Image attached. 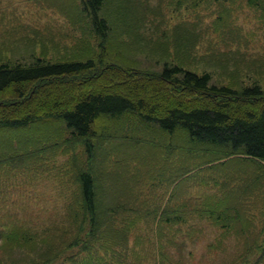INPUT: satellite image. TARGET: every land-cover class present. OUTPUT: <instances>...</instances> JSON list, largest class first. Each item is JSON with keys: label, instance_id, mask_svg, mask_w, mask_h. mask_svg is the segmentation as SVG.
<instances>
[{"label": "rangeland", "instance_id": "rangeland-1", "mask_svg": "<svg viewBox=\"0 0 264 264\" xmlns=\"http://www.w3.org/2000/svg\"><path fill=\"white\" fill-rule=\"evenodd\" d=\"M140 2L145 13L137 41L159 50L139 48L123 34L116 37L123 43L121 54L111 60L147 73L146 79L153 81L165 49L170 51L167 61L178 60L175 34L183 28L197 35L188 47L185 68L201 72L209 68L204 57H211L214 80L249 85L255 77L264 87V0ZM79 7L78 0H0V64H27L37 56L50 61L92 57L96 68L101 67L105 61L99 60L107 52L82 20ZM109 45L107 50L113 51ZM218 64L230 70H220ZM235 67L236 75L230 72ZM114 84L121 83L110 86ZM35 125L34 132L0 129V155L12 158L0 163V264L264 263V183L256 185L261 171L250 159L187 158L172 137L150 125L164 137L161 142L130 131L129 144H107L104 135L93 139L98 150L91 158L84 140H69L58 124L41 120ZM92 161L96 178L109 174L126 192L128 204L113 224L91 236L88 225L80 227L74 219L80 199L78 169L90 168ZM203 204H213L214 212ZM161 212L182 214L183 219L165 221ZM30 233L35 238L27 240Z\"/></svg>", "mask_w": 264, "mask_h": 264}, {"label": "trees", "instance_id": "trees-1", "mask_svg": "<svg viewBox=\"0 0 264 264\" xmlns=\"http://www.w3.org/2000/svg\"><path fill=\"white\" fill-rule=\"evenodd\" d=\"M78 1L82 20L100 39L102 52H107V58L99 60L105 62L98 69L92 57L50 61L37 56L27 64L1 63L0 129H30L34 132L37 130L35 123L52 121L69 140L83 139L87 153L93 158L98 149L92 141L102 139L104 135H107V144L112 140L129 144L133 139L127 135L130 131H139L143 137L161 142L160 138L164 137L151 131L150 125L172 137L175 148L185 151L187 158L206 157L207 162H211L240 155L250 159L261 171L256 185L264 183V87L255 77L249 85L214 80V60L211 57H204L203 62L209 68L201 72L185 68L184 58L190 54L188 47L197 35L181 28L175 31L174 41L178 60L167 61L170 51L165 49L160 71L151 74L154 82L147 80V73L124 67L116 59H113L116 62L111 60L114 54H121L123 43H119L116 37L123 34L132 37L139 48L159 50L149 42L137 41L141 17L145 13L142 2ZM108 45L113 51L107 50ZM190 59L193 62L194 58ZM218 65L220 70H230ZM230 72L238 74L239 67ZM116 82L121 84L110 86ZM151 83L155 84L153 90L149 87ZM150 90L152 99L148 100L146 92ZM39 94L42 96L37 97ZM125 116L127 123H120ZM100 119L114 122L101 125ZM146 126L148 128H144ZM21 146L28 145L21 143ZM182 157L175 156L177 160H183ZM10 159V156L0 155V163ZM90 166L78 169L80 199L79 203L77 200L74 223L81 227L85 222L87 234L92 236L105 224H113L115 215L127 207L128 197L118 184L112 182L109 174L107 179L103 174L101 179L96 178L93 161ZM202 206L214 212L213 204ZM78 214L80 218H77ZM173 214L162 215L163 220L177 222L183 219L182 214ZM25 238L30 240L35 236L30 233ZM252 264L264 263L256 260Z\"/></svg>", "mask_w": 264, "mask_h": 264}]
</instances>
